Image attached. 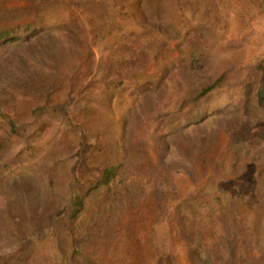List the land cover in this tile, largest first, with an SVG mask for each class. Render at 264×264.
<instances>
[{
	"label": "rangeland",
	"instance_id": "rangeland-1",
	"mask_svg": "<svg viewBox=\"0 0 264 264\" xmlns=\"http://www.w3.org/2000/svg\"><path fill=\"white\" fill-rule=\"evenodd\" d=\"M261 2L0 0V28H38L28 55L0 43V110L25 123H0V264H193L171 207L201 261L264 264ZM46 100L66 113L33 116ZM111 160L127 179L69 221L70 194ZM174 168L191 179L170 200Z\"/></svg>",
	"mask_w": 264,
	"mask_h": 264
},
{
	"label": "trees",
	"instance_id": "trees-1",
	"mask_svg": "<svg viewBox=\"0 0 264 264\" xmlns=\"http://www.w3.org/2000/svg\"><path fill=\"white\" fill-rule=\"evenodd\" d=\"M262 5L264 6L263 3ZM34 24L35 23L30 22L20 28L13 27V26L0 28V43L6 42L10 44L14 42L16 38L22 39L24 42V45L21 48H17L12 43L10 44L11 46L9 49H21L23 51V54L28 55L27 49L30 48L29 43H31L29 38L31 37L33 33V29H38L36 28V26H34ZM58 48L59 46L56 47V49ZM129 57L130 56L128 55L127 58ZM221 79H222V76L214 79L211 83L202 87L199 93L196 95L195 99H198L200 97H203L209 94L215 87L219 85ZM51 111L66 113L67 104H62L58 102L50 104L48 100H46L45 102L39 103L31 108V114L33 116H37L43 113H48ZM198 114L202 115V110H199ZM0 123H3L4 125H6L13 132H16L19 128L25 125L24 122L19 121L12 114L7 113L2 110H0ZM196 164L203 171H205V169L208 166H212L214 164L213 157L200 155L198 153L196 157ZM124 167H125L124 162H118V160L105 161L102 164L98 165L97 177L95 178L92 185L87 187V189L85 190V194L80 193L77 190H73V192L70 194L69 200H68V220L73 221L77 219L82 207H84V200H85L86 195H88V193L97 189L100 186H103L105 188V191H104L105 194L110 193L112 191L113 186L117 182L123 183V180L127 179L128 177V175H125ZM172 173L174 175L179 174L180 178L182 177V179H179L178 182L172 181V184L169 186L168 191L166 190L165 193L170 200H172L175 194L179 192V186H180L179 183L185 182L186 179L188 180L191 179V176L187 172L186 168H174L172 169ZM189 197L195 199L196 201L203 197L205 201L209 203V199H207L206 196H204V194L202 195L201 189H196L190 192ZM169 210L174 211V216L171 218L170 230H172V234L174 236L180 238L187 245L188 254H189L190 259L193 261V264H210V262H208L206 259L201 261L199 247L191 246L187 239L189 238L188 233H190V231L192 230V224L187 222L186 220L187 218L181 216V214L179 213V207H174V208L171 207L169 208ZM189 221L192 222L191 219ZM69 236L71 237V234ZM72 252H74L73 246H72ZM69 264H74V263L71 262Z\"/></svg>",
	"mask_w": 264,
	"mask_h": 264
}]
</instances>
